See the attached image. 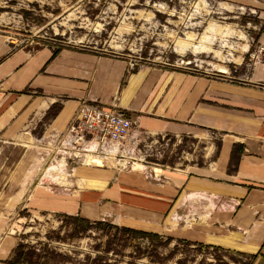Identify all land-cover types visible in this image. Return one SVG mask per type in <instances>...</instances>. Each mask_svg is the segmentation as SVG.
Here are the masks:
<instances>
[{
	"label": "crops",
	"instance_id": "1",
	"mask_svg": "<svg viewBox=\"0 0 264 264\" xmlns=\"http://www.w3.org/2000/svg\"><path fill=\"white\" fill-rule=\"evenodd\" d=\"M227 1L247 14V29L258 31L244 44L238 75L190 67L129 73L123 58L76 48L34 50L0 35V189L17 191L11 199L18 206L31 191L26 208L34 212L165 235L264 264V0ZM90 101L118 105L142 135L206 136L214 141L212 159L140 172L89 164V157L67 159V177L58 184L42 175L45 160L34 170L38 183L12 181L11 165L1 157L19 154L20 142L33 138L45 158L47 134L64 133ZM15 235L0 237V264H15Z\"/></svg>",
	"mask_w": 264,
	"mask_h": 264
},
{
	"label": "rangeland",
	"instance_id": "2",
	"mask_svg": "<svg viewBox=\"0 0 264 264\" xmlns=\"http://www.w3.org/2000/svg\"><path fill=\"white\" fill-rule=\"evenodd\" d=\"M247 17L244 10L227 0H0V35L34 50L44 46L55 51L76 48L123 58L127 60L129 73L149 68L190 67L219 75H222L219 71L226 73L227 68L238 75L245 69L244 62L238 63L246 56L244 44L251 43L258 32L247 29ZM256 46L252 45L250 51ZM34 134L40 136L42 130ZM52 134L46 136L45 158L38 156L35 148L38 144L33 138L20 142L19 154L1 157L4 158L1 163L11 165L8 172L14 174L12 181L31 179L38 183L41 174L34 170L48 160L41 167L45 169L42 174L45 180L63 182L67 177L65 159L52 154L58 149L52 142L57 134L55 137ZM135 134L143 133L135 128ZM138 141L126 143L123 157L104 159L105 162L90 159L94 163H88L132 172L145 171V166L156 164L184 168L210 161L214 150V141L206 136L200 140L146 134L138 137ZM12 165H16L15 171ZM30 193L18 206L20 200L11 199L17 191L0 189V229L4 227L0 237L16 234L21 252L26 254L23 259L26 264L250 262L236 254L171 240L165 235L132 238L123 228L95 224L84 231L83 225L67 216L26 208Z\"/></svg>",
	"mask_w": 264,
	"mask_h": 264
},
{
	"label": "built area",
	"instance_id": "3",
	"mask_svg": "<svg viewBox=\"0 0 264 264\" xmlns=\"http://www.w3.org/2000/svg\"><path fill=\"white\" fill-rule=\"evenodd\" d=\"M260 51L263 52L264 48ZM135 128L137 121L129 119L126 111L118 105L90 101L81 105L66 131L54 136L52 142L58 146L56 156H66L68 160L82 157L116 159L124 156L126 143L139 142L140 135H134ZM119 161L120 166L122 160Z\"/></svg>",
	"mask_w": 264,
	"mask_h": 264
},
{
	"label": "trees",
	"instance_id": "4",
	"mask_svg": "<svg viewBox=\"0 0 264 264\" xmlns=\"http://www.w3.org/2000/svg\"><path fill=\"white\" fill-rule=\"evenodd\" d=\"M57 51H55V53H57ZM69 217V216H67ZM73 220H75L78 224H81L85 227L84 231H87L88 228L95 224V225H98V226H104V227H107V228H110V229H113V228H116L115 226L111 225V224H108V223H103V222H90L88 220H85L81 217H69ZM123 231L125 233H128L129 237H132V238H135L137 236H141V237H156V235H151V234H148V233H144V232H138V231H135V230H130V229H124L123 228ZM77 234L80 233V231H75ZM172 240V239H171ZM22 250V246H18L15 251L13 252V256H12V261L15 263V264H26L23 262V259L24 257L26 256L25 253H22L21 252Z\"/></svg>",
	"mask_w": 264,
	"mask_h": 264
},
{
	"label": "bare ground",
	"instance_id": "5",
	"mask_svg": "<svg viewBox=\"0 0 264 264\" xmlns=\"http://www.w3.org/2000/svg\"><path fill=\"white\" fill-rule=\"evenodd\" d=\"M70 155H72V154H70ZM63 159H65V162H66V160L68 159V157L64 156ZM73 159H74V161H79L81 158H73ZM90 159H94V157H91ZM90 159L88 160V162H89V163H92L93 161L90 160ZM94 160L96 161V159H94ZM95 161H94V162H95ZM94 162H93V163H94ZM54 169H55V168H53L52 170H54Z\"/></svg>",
	"mask_w": 264,
	"mask_h": 264
}]
</instances>
